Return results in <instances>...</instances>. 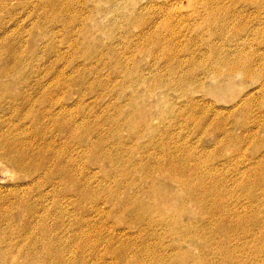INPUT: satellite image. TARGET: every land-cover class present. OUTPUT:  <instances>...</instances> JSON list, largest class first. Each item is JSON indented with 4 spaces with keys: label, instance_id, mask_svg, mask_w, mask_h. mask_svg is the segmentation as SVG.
I'll use <instances>...</instances> for the list:
<instances>
[{
    "label": "rangeland",
    "instance_id": "1",
    "mask_svg": "<svg viewBox=\"0 0 264 264\" xmlns=\"http://www.w3.org/2000/svg\"><path fill=\"white\" fill-rule=\"evenodd\" d=\"M252 2L254 5L251 4ZM243 8L244 11H242ZM263 10L264 0L261 2L260 0H0V105L5 108V111L0 113L10 110L8 116L6 113L4 117H0L2 119H0V124L4 122L2 124L4 127L0 126L2 129L12 126H16L17 129V126H21L20 128L27 134L37 133L39 129L35 130L34 127L29 126L28 122V126L23 127L19 115L24 117L23 113L26 111L23 110L25 109L23 103L26 100H38L39 97L41 98L39 100L45 102L42 93L47 95V97L45 95V100L53 97L55 100H60L64 107L74 108L72 111L75 114L79 113L84 117L85 130L82 142L86 143L80 154H77L78 150L74 143H70L71 146L65 152V157L73 155L78 158L79 164H84L83 168L86 167L84 172L89 178L87 182L90 187L98 189L95 200L105 205L106 208H110L111 215L117 217L115 218L117 221L115 230L120 232L121 242L128 241L127 238L130 237L135 245L145 250H154L155 254L157 252L159 255L163 253V257L165 256L163 264H169L167 262L171 259L172 251H169L171 247L173 249L181 246L197 254L187 243L188 246L185 243L176 244V246L175 241L170 238L172 233L164 232L167 229L165 226L161 243L166 245V249L160 245L158 248L156 237L152 240L149 239L151 237H145V234L139 232L136 224L132 222L133 216L129 215L128 207L125 206L127 207L124 210L125 213H122V207L143 202L147 205H177L176 199L181 193L175 187H165V180H159L161 184L163 183L165 192L162 189H156L155 199L144 193V190L151 187V182L143 175H145V169L152 165L163 163V170L179 172V167L190 170L188 166L192 163V156L201 157V160H206L204 163L208 162V165L217 170V175H220L217 181L224 185L222 184L223 174L233 175L231 170L236 163L256 157L261 151L264 155L262 125H255L253 118L247 120L248 117L239 115V112L236 114L228 112L252 94L254 99L255 95L258 97L257 101L254 100L255 103L251 102V105L255 107L252 106L250 109V117L256 114L257 117L263 115L261 112V114L257 113L256 110L258 104H263L257 93L261 81H248L242 75L228 74L227 67L224 65L225 61L238 63V58H246L253 70L262 69L264 66ZM206 20L209 23L212 20L213 24L207 23ZM39 100L35 103L37 108L42 104ZM10 104H17L18 107ZM17 109L19 113L15 115ZM13 114L14 117L11 116ZM130 114L136 119L135 127L127 126L132 123V120H129ZM220 119L224 121H222L223 129L229 131L230 141L223 140V135L220 130H217V123ZM239 121L241 125L238 126ZM202 123H204L203 127L199 125ZM143 124L155 128V131L147 130L143 137H135V132H138L140 125L143 126ZM243 126L244 130L250 129L254 137L250 139L249 135L246 138V133L242 130ZM209 127L210 129H206V131L209 130L207 133L205 128ZM112 128L116 130L115 135L111 132ZM202 133H204L203 136ZM205 133L208 135L206 136ZM237 136L245 137L246 142L237 143L235 140ZM216 140L219 141L216 142ZM4 142H7L5 146L8 149L15 147L12 140ZM256 142L261 143L255 146ZM37 144L39 143L34 146ZM118 144L121 145V149L123 148L122 151L114 148ZM56 145L65 144L58 141ZM104 145L114 146L115 152L110 153L111 160L121 161L119 165L116 164L118 166L116 170L110 167L109 162L100 160L97 165L94 164L92 149H100L104 154L106 153ZM150 145L152 148L147 147ZM238 148L241 153L236 158ZM116 151L120 153L117 154ZM219 154L222 155L218 157ZM81 155L84 156L81 157ZM151 155L153 161L150 160ZM207 156H211L210 159ZM212 157L218 158L213 159ZM37 158L34 157V160ZM155 159L159 162H155ZM183 160L186 168L182 165ZM168 165L174 168L169 169ZM119 167L120 172L122 169L127 172L133 170V173L136 172L133 175H131L132 172L124 173L118 177ZM128 176L135 177L130 180ZM136 177L139 178L136 179ZM188 180L195 184L196 181L197 184L204 181L203 177L197 179L195 177L196 181L192 178ZM206 181L202 184L209 185V181ZM25 184L26 181L22 177L15 176L8 167H0V194L2 196L23 188ZM123 185L125 187L128 185L129 190L123 188ZM46 190L44 189V192ZM239 191H242L241 194L235 191L238 197L233 198L234 200L238 198L235 201L239 205H255L251 202L254 199H247L244 191L241 189ZM31 195L32 202L39 204L35 198L36 195L34 193ZM131 195H137L140 201H129L128 196ZM44 199L45 202L42 205H51L53 199L51 196L46 195ZM127 200L129 202L126 203ZM92 201L87 200L84 205H95ZM5 203L11 205L10 201H5ZM261 203L264 205L263 202ZM202 214L199 209L192 213L185 212L182 221H189L194 218V215L199 219L204 216ZM204 218L211 220L206 216ZM109 220L111 221V218ZM252 222V220L245 221L243 226L252 228ZM204 232L208 233L207 230ZM218 236L211 234L212 242L218 243L219 238L221 239ZM236 244L243 246L245 240H239ZM138 246L134 249L136 252L134 257L143 256L147 263L157 259V254V256H152L142 250L141 252ZM207 257L209 258V255ZM215 257L221 261V256L215 254ZM118 262L120 263L119 260ZM241 262L242 264H256V262L245 259H241ZM184 263H191L190 258H186ZM121 264L130 263L121 262Z\"/></svg>",
    "mask_w": 264,
    "mask_h": 264
},
{
    "label": "bare ground",
    "instance_id": "2",
    "mask_svg": "<svg viewBox=\"0 0 264 264\" xmlns=\"http://www.w3.org/2000/svg\"><path fill=\"white\" fill-rule=\"evenodd\" d=\"M261 1L262 0H260V2ZM251 4L254 5V2H252ZM258 4L259 3H257V5ZM242 11H244V8ZM262 12H264V10ZM214 15L216 16L217 14L215 13ZM207 23L209 22L207 21ZM16 55H18V53ZM238 59H239L238 63L225 61L224 65H226L227 67V73L242 75L243 78L248 81L250 80L261 81L260 86H258L257 93L259 94L260 97L259 99L263 101V104L262 105L258 104V106L256 105L257 106L256 110L257 113L261 112L263 115L257 117L256 114L254 115V117L253 116L250 117L251 115L250 109L252 108V106H254L251 105L252 104L251 102L252 101L254 102V100L257 101V97H258V95L257 97L255 95V99H254L252 94L251 96L248 95L249 97H245V99L239 105L234 106L233 109L228 112L229 114L230 113L236 114L237 112H239V115L242 114L245 117H248L246 118L247 120H252L253 118L254 119L253 123L258 126L262 125L261 127L264 130V111H263L264 66L262 67V69L253 70V67L251 68L250 65L251 63L246 58L245 59L238 58ZM20 70L19 73L22 74ZM26 73L29 75L28 72ZM215 77L212 78L214 79ZM21 79L23 78L21 77ZM65 82L67 83V81ZM45 95L42 93L45 102L39 100L41 98L38 97L39 102L41 101L42 103L40 106H38V108L36 107L35 104L38 102L37 99L26 100V102L23 103L25 107V109L23 110L26 111L23 113L24 117L19 115V117H21V121L23 122L22 126L27 127L28 126L27 122H28L30 123L29 126H31L32 128L34 127L35 130L39 129L37 133L31 134V132L29 133V131L27 130L29 133L27 134V132H25L23 129L20 128L21 126L20 127L17 126L18 127L17 129L16 126L15 127L9 126L10 128L5 127V129H2L0 126L1 128L0 129V167H4V168L8 167L12 171V173L15 174V176H18V178L22 177L26 181V184L23 188H19L15 192L11 191L8 194L4 193L5 194L4 196L0 194V264H118L119 263L118 260L120 261L119 264H121V262L124 263L127 262L130 264L165 263L163 260V258L165 257V256L163 257L164 255L163 253H160L161 255H159V253L156 252V254L158 255L157 256L154 250L152 251H150L149 249L145 250L141 248V246L135 245L134 244L135 242L133 243L130 237L127 238L128 241H125L124 239L125 242L123 241H122L123 243L121 242L122 239L121 240L119 239L120 232H117L115 230V224L117 222L115 218L117 219V217L116 215L115 216L111 215L112 213L110 208H106L105 205H102L101 203H98L97 200H95L97 198L96 195L98 189L90 187L89 183L87 182L89 178H87L88 175L86 176L87 173L85 174L84 172V168L86 167L83 168L84 164L82 163L79 164L77 161L78 158H76L73 155H70L68 158L65 157V152H67L68 148L71 146L70 143H74V145L76 146V150H78L77 154L82 153L83 147L85 146L86 143V142H82L83 140L82 136H84L83 133L85 130V121L83 115H80L79 113L75 114L72 111L74 108L71 109L67 106L64 107V104L61 103L60 100H55V98L53 97H49V99L46 98L45 100ZM0 106H1L0 112L5 111L3 105ZM9 111L10 110H8V112L0 113V117L2 116L4 117L6 113L8 116ZM18 113L19 112L17 109V112L14 114L17 115ZM14 114L11 116L14 117ZM180 114L182 115V113ZM129 117H130L129 120H132V123L127 124V126L129 125L131 127L132 126L135 127L136 119L132 116V114H130ZM160 117L163 118V116ZM222 119H220V121L217 123V130H220L224 138L223 140H229L231 136H229L228 133L229 131L223 129L222 126H224L223 125L224 123L222 124V121L224 119L223 120ZM3 123L4 122H2L0 125H2ZM232 123L230 125H232ZM237 124L239 126L241 125V122L239 121ZM199 125L203 127L204 123ZM245 127L243 126L242 130L246 133V135L244 133L242 134H244L246 138H248L249 135H250L249 136L250 139L254 137L253 132L250 129L244 130ZM154 129L151 126H144V124L143 126L140 125L138 132H135L136 133L135 137L141 138L145 135V132L147 130L154 132L155 131ZM206 129H210V127L205 128V131ZM111 132H113V135H115L116 130L113 129ZM212 133L213 131L211 132V134ZM203 134L204 133H202V136ZM207 135L208 134H206V136ZM5 140H12V143L14 144L15 147L13 149L10 148L8 149L5 146V144L7 143L4 142ZM235 140H237V143H241L242 141L246 142L245 137L242 138V136H237ZM58 141H62V143L65 145H59V146L56 145V142ZM218 141L216 140V142ZM36 143L39 144H37V146H34L36 145ZM258 143L255 146L259 145ZM220 144L221 143H219V145ZM120 146L121 145L119 144L117 145V147L114 146L107 147L104 145L103 147L106 148V153L104 154L101 153L100 149L99 150L92 149L91 154L94 158L93 159L94 164L96 163L97 165L101 160V161L109 162V164L111 165L110 167H114V169L118 167L116 164L118 163L120 164L121 161L117 162L111 160L110 153L115 150L114 148H117V151L118 150L122 151L123 148L121 149ZM151 146L152 145L147 147L149 148ZM225 147H223L224 148L223 150H225ZM154 148L155 147H153V149ZM239 149L240 148H238L237 151ZM223 150L220 149V151ZM220 151L218 152L220 153ZM239 151L238 152L235 151L236 153H238L236 158H238L239 154L241 153V152L239 153ZM255 152L257 153V151ZM118 153L120 152H117V154ZM121 153L123 154V152ZM261 153L262 151L256 157L245 159L243 161L236 163L235 166L233 167V170L230 169L234 173L233 175L227 176L228 174L226 175L224 173L222 176V184L224 183V185H221L217 181V177L220 176L217 175L216 172L217 170L214 169L211 165H208V162L207 164L204 163L206 160L205 161L201 160L200 159L201 157L200 158L199 157L196 158L194 156L191 157L192 163H190L189 166L187 165L190 168V170L187 169L188 172L186 169L180 167H179L180 169L177 167L179 172L168 169L163 170V163L152 166L150 165L151 167L145 169V175L143 176L146 179L150 180L151 187L147 190H144L145 191L144 193H147V195H149L150 198L155 199L154 197L156 194L155 192L156 189H162L163 192H165V190L163 189L164 187L163 183L161 184L159 182V180L161 181L165 180L164 182L166 183L165 187H169V188L175 187L181 193V195H179L178 198L176 199L178 202L177 205L175 206L147 205V203L143 204L144 202L140 204L134 203L135 205L134 204L130 205L128 203L129 205H124V206L122 205L124 207V208L122 207V213H125L124 210H126V208L128 207V211L130 212L129 215L133 216V217L131 216L132 222L136 224L139 232L145 234V237L146 236L148 238L151 237L149 239L156 237L155 240L158 243V245L156 244L157 247L160 245V247L165 248L166 246V245L164 246L161 243V241H163V229L165 226L167 227V229L164 232L172 233V236H170V238L175 241L174 242L175 245L176 244L181 245L182 243L185 244L187 243L189 244L190 248H192L197 252V254H194L189 249L186 250L184 248H181V246H177V245H176L177 248L174 247L175 249L174 248L172 249L171 247V250H169L172 251L171 259L169 262H167L169 264H186L184 263L186 258H190L191 263L189 264H242L241 259H245L246 261L256 262V264H264V205H262L261 203L263 202L264 204V200H263L264 199V160H263L264 155ZM114 155H116V153ZM220 155L222 154H219L218 157H220ZM82 156L84 155H81V157ZM211 156L209 157L207 156V157L210 159ZM34 157H38L39 160L38 158L37 160H34ZM239 159L242 158L239 157ZM150 160L153 161V157L150 158ZM184 160L182 161L183 162L182 165L185 164L184 163L185 161H187ZM154 161L157 162L158 160L156 161L155 159ZM112 163H114L115 165ZM122 164L123 161L121 163V166ZM168 166L170 169L171 166L170 165ZM172 168H174V166ZM119 170L120 167L118 168V171ZM133 171L127 172L126 170L123 171L122 169L121 172L119 171L120 173L118 174V177L119 175H123L124 173L130 174L131 172H132L131 175H133L136 172L135 171L133 173ZM128 177H130V180H132L133 179L132 177L135 176L132 177L128 176ZM195 177L196 179L203 177L204 181L205 180L209 181L208 183L209 185L202 184L204 182L203 180L202 183L199 182L197 184ZM138 178L139 177H136V179ZM188 178L189 179L192 178L193 181L195 180L196 184L193 183L192 181H189ZM191 182L195 185L191 184ZM228 183L230 184L228 185ZM123 186L121 187L125 189L128 187V185L127 187H125V185ZM237 188H239V190L241 189L244 191L245 195L248 197L247 199L250 198L254 199V201L251 202H254L252 204L255 205H239L235 201L238 198H236L235 200L233 199L235 198L234 196L238 195L235 191L240 192L239 190H235ZM44 189H47L46 192H44ZM241 192L239 194H241ZM33 193L36 195L35 198L38 200L39 204L32 202L31 194ZM52 193L53 195H51ZM99 193L100 192H98V194ZM46 195L51 196L53 198L51 205H42L45 202L44 198ZM106 196L108 197V194ZM110 196L114 197V195H110ZM107 197L105 199H107ZM87 200L88 201L93 200L92 202H95L94 203L95 205H84L87 202ZM122 200L123 199H121V201ZM128 200L139 202L140 198L137 195L134 196L131 195L128 196ZM128 200L126 201V203L129 202ZM5 201L6 202L10 201L11 205H9L10 203L6 205ZM125 206L127 207L125 208ZM197 209L202 211L203 213L202 215H204L202 216L203 218L200 217L198 219V217L195 218L194 215L193 219H190L189 221L186 222L182 221V217L184 216L185 212L192 213L194 210ZM205 216L209 217L207 219L211 218V220H206L204 218ZM110 218L111 221L109 220ZM112 218L114 221L112 220ZM248 220L253 221L251 223L253 225L252 228L243 226V223ZM127 226L129 228V225ZM201 228L203 230H201ZM206 230L208 231L207 234H205L204 232ZM213 233L221 237V239L219 238L220 241L218 243L212 242L213 237L211 238V234L214 235ZM243 239L245 240V244L243 246H238L236 242ZM146 241L148 242V239ZM255 245H257V247ZM136 246H138V250L140 251L142 250L145 253H150L152 254V256L156 255L157 259L147 263L146 259H144L143 256L141 258L138 256V253H137L138 258L134 257V253H136L134 252V249L137 248ZM153 247L154 246H152V248ZM205 248L206 250H204ZM204 251H206V253ZM215 254L221 256V261L220 259H215L216 258ZM208 255L209 258L207 257ZM210 255L214 256L215 258L214 257L211 258L212 256L210 257Z\"/></svg>",
    "mask_w": 264,
    "mask_h": 264
}]
</instances>
